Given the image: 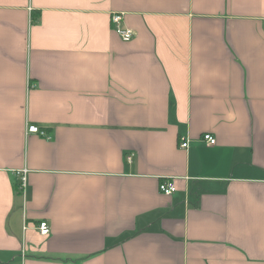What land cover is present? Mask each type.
Masks as SVG:
<instances>
[{
	"label": "crops",
	"instance_id": "obj_1",
	"mask_svg": "<svg viewBox=\"0 0 264 264\" xmlns=\"http://www.w3.org/2000/svg\"><path fill=\"white\" fill-rule=\"evenodd\" d=\"M0 264H264V0H0Z\"/></svg>",
	"mask_w": 264,
	"mask_h": 264
},
{
	"label": "built area",
	"instance_id": "obj_2",
	"mask_svg": "<svg viewBox=\"0 0 264 264\" xmlns=\"http://www.w3.org/2000/svg\"><path fill=\"white\" fill-rule=\"evenodd\" d=\"M122 19H123L122 13H112L110 16L112 29L119 35L122 41H129L133 37V31L122 24ZM27 131L32 133H37L42 136L45 135V132L43 130H40L36 125H29ZM202 140H204L209 145L215 144V138L210 133H204L202 135ZM187 144H188L187 141H184L181 143V146L186 147ZM16 173L20 174V186L23 188L25 185L26 170L21 169L19 171H16ZM158 189L162 193L172 194L176 190V187H175V183L173 182V179H165L160 181L158 185ZM36 228L39 234L42 236H46L50 232L49 224L46 221L38 222Z\"/></svg>",
	"mask_w": 264,
	"mask_h": 264
}]
</instances>
